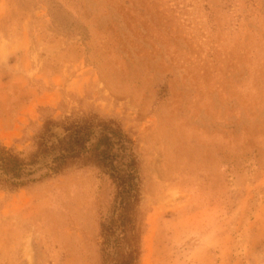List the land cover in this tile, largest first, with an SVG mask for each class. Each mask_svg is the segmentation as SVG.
Returning a JSON list of instances; mask_svg holds the SVG:
<instances>
[{"label": "rangeland", "instance_id": "rangeland-1", "mask_svg": "<svg viewBox=\"0 0 264 264\" xmlns=\"http://www.w3.org/2000/svg\"><path fill=\"white\" fill-rule=\"evenodd\" d=\"M94 114L135 140L142 264H264V0H0V141ZM112 191L0 186V264H98Z\"/></svg>", "mask_w": 264, "mask_h": 264}, {"label": "trees", "instance_id": "trees-1", "mask_svg": "<svg viewBox=\"0 0 264 264\" xmlns=\"http://www.w3.org/2000/svg\"><path fill=\"white\" fill-rule=\"evenodd\" d=\"M93 165L113 188L100 210L98 264H142L145 218L135 140L116 120L88 115L48 119L26 155L0 141V186L17 190Z\"/></svg>", "mask_w": 264, "mask_h": 264}]
</instances>
